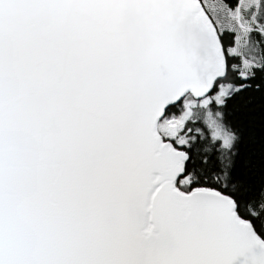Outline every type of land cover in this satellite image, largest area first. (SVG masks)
Segmentation results:
<instances>
[{
	"label": "snow or ice",
	"instance_id": "snow-or-ice-1",
	"mask_svg": "<svg viewBox=\"0 0 264 264\" xmlns=\"http://www.w3.org/2000/svg\"><path fill=\"white\" fill-rule=\"evenodd\" d=\"M0 264H264V0H0Z\"/></svg>",
	"mask_w": 264,
	"mask_h": 264
}]
</instances>
